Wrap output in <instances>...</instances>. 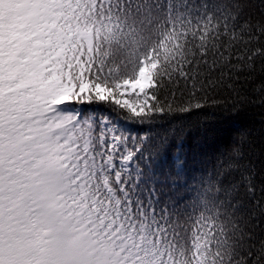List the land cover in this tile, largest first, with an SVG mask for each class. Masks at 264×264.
<instances>
[{
	"label": "snow or ice",
	"instance_id": "1",
	"mask_svg": "<svg viewBox=\"0 0 264 264\" xmlns=\"http://www.w3.org/2000/svg\"><path fill=\"white\" fill-rule=\"evenodd\" d=\"M0 264H264V0H0Z\"/></svg>",
	"mask_w": 264,
	"mask_h": 264
},
{
	"label": "trees",
	"instance_id": "2",
	"mask_svg": "<svg viewBox=\"0 0 264 264\" xmlns=\"http://www.w3.org/2000/svg\"><path fill=\"white\" fill-rule=\"evenodd\" d=\"M248 123H249L248 118H240L223 123L221 126L220 138L222 140H226L234 128L243 126Z\"/></svg>",
	"mask_w": 264,
	"mask_h": 264
}]
</instances>
